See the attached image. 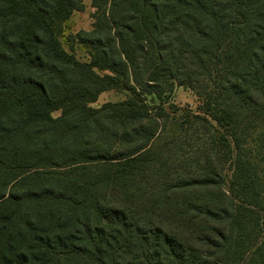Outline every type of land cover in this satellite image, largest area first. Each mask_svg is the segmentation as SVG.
Segmentation results:
<instances>
[{"label":"trees","instance_id":"1","mask_svg":"<svg viewBox=\"0 0 264 264\" xmlns=\"http://www.w3.org/2000/svg\"><path fill=\"white\" fill-rule=\"evenodd\" d=\"M91 7L0 0V264H264V0Z\"/></svg>","mask_w":264,"mask_h":264},{"label":"rangeland","instance_id":"2","mask_svg":"<svg viewBox=\"0 0 264 264\" xmlns=\"http://www.w3.org/2000/svg\"><path fill=\"white\" fill-rule=\"evenodd\" d=\"M83 10L74 11L70 16L67 27L69 30L67 33H75L78 31H89L91 28V18L90 15L94 11L91 7V0H82ZM66 48V44H63ZM74 55L79 60H85L86 54L84 48L81 46L74 47ZM124 99V96L115 90H109L102 92L97 100L91 104L92 107H99L105 103H118ZM172 104L178 107H189L192 110H196L198 106V101L192 91L184 87L176 86L169 100ZM148 102L150 104L156 103L154 98H149ZM58 112H54L53 116H57Z\"/></svg>","mask_w":264,"mask_h":264}]
</instances>
